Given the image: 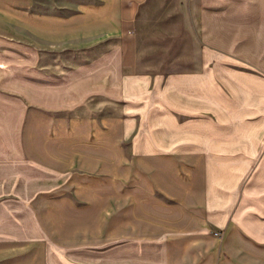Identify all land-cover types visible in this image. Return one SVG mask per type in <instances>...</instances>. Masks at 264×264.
I'll use <instances>...</instances> for the list:
<instances>
[{
	"label": "crops",
	"instance_id": "crops-1",
	"mask_svg": "<svg viewBox=\"0 0 264 264\" xmlns=\"http://www.w3.org/2000/svg\"><path fill=\"white\" fill-rule=\"evenodd\" d=\"M147 1L0 0V197L22 202L0 206V264H264V14L206 15L198 141L176 146L129 115ZM26 169L55 186L19 188Z\"/></svg>",
	"mask_w": 264,
	"mask_h": 264
},
{
	"label": "rangeland",
	"instance_id": "rangeland-1",
	"mask_svg": "<svg viewBox=\"0 0 264 264\" xmlns=\"http://www.w3.org/2000/svg\"><path fill=\"white\" fill-rule=\"evenodd\" d=\"M220 10L264 14V0H255L249 6L208 5L207 0H148L140 8L128 35L135 62L127 76L133 79L136 91L129 96L127 104L130 117L141 126H138V130L141 129L142 133L137 135L145 141L172 143L176 146L189 143L185 141H198V114L191 118V128L182 130L180 126L187 120L184 113H198L199 110L196 95L201 61L200 27L206 24L208 13ZM226 40L230 41V38ZM14 51V71L16 77L20 78L23 74V50L16 48ZM188 93H192L190 101L185 100L184 94ZM115 109L112 108L113 113L118 112V108ZM156 127L159 129L157 134L150 132ZM26 174V180L29 178L30 182L16 183L19 188L32 185L31 189L34 190V181H37V186H46L48 189L56 184V177L50 173L26 169ZM3 205H9L10 208L15 206L18 210L22 207L21 198L1 196L0 206ZM16 218H25L23 224L17 223L15 227L16 235L24 234L30 226L27 215L17 212Z\"/></svg>",
	"mask_w": 264,
	"mask_h": 264
}]
</instances>
